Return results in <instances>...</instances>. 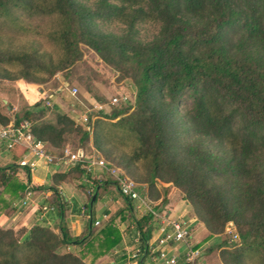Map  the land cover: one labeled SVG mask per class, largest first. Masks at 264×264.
Here are the masks:
<instances>
[{
	"label": "trees",
	"instance_id": "16d2710c",
	"mask_svg": "<svg viewBox=\"0 0 264 264\" xmlns=\"http://www.w3.org/2000/svg\"><path fill=\"white\" fill-rule=\"evenodd\" d=\"M34 16L57 21L50 37L59 60L34 47H0V78L40 82L77 60L83 44L131 81L134 100L109 114L87 113L83 125L56 106L53 119H44L46 108L34 103L35 112L27 108L13 120L0 112V125L27 120L32 136L55 158L72 133L78 134L74 151L86 153L88 131L99 149L101 132L117 131L132 147L120 159L123 169L147 185L151 202L159 198L155 181L173 185L209 236L222 233L227 222L234 226L233 247L225 241L215 246H224L222 264H264V0H0V20L8 26L21 31L19 19ZM147 22L157 29L141 39L137 26ZM112 24L123 27L108 30ZM9 151L17 159L24 149ZM138 163L142 175L131 168ZM19 170L24 169L15 162L0 166V194L9 195L8 203L0 196V209L24 194V184L12 180ZM71 172L89 176L76 164L53 173L54 184ZM54 184L45 187L51 191L48 207L59 216L57 230L34 223L18 235L0 227V264H94L119 246L114 219L96 228L93 213L83 232L72 235ZM103 184L114 186L110 179L97 180L87 207ZM123 209L130 215L128 206ZM151 219L131 217L141 248L157 228Z\"/></svg>",
	"mask_w": 264,
	"mask_h": 264
},
{
	"label": "rangeland",
	"instance_id": "374dc122",
	"mask_svg": "<svg viewBox=\"0 0 264 264\" xmlns=\"http://www.w3.org/2000/svg\"><path fill=\"white\" fill-rule=\"evenodd\" d=\"M19 25L23 27V30L20 31L13 25L8 26L0 20L1 48L11 52H20L28 50L30 47H34L41 53L49 54L55 63L59 60V49L50 37V35H52L57 29V21L52 16L22 17L19 19ZM122 27L123 26L120 24H112L107 27V29L117 31L122 29ZM156 29L157 25L155 23H142L137 26V33L141 39H148L155 33ZM78 47L80 50V56L77 60L66 68L54 72L51 76H46L45 79L40 82H30L22 78H0V112L13 120L15 116L21 115L23 110L27 108L35 112L38 107L44 106L46 109L43 118L52 120V110L56 106L59 113L67 114L77 121V116L87 109L90 110L89 113L91 114H96V112L109 114L113 108L125 107L127 105L132 106L134 100V87L131 81L122 76V72L104 63L94 51L85 45L79 44ZM72 87L76 88V92L73 95L70 94ZM113 97L117 98L115 103H111ZM45 99L49 101V106H45ZM34 103H39V106L34 108ZM95 103L102 104V109L96 111L93 108ZM100 120H104V118L102 117ZM88 134L89 138L83 146L87 155L103 158V160L111 163L113 167L117 168L126 177L132 179L126 170L123 169L122 163L120 162L122 155L129 154L131 151L132 147L130 141L127 140L126 137H122L123 135L117 131L108 129L107 131H102L101 136L98 138L97 144L100 147L99 149L96 144L93 143L91 131H88ZM66 145L68 149L74 151L78 145V134L72 133L68 136ZM12 154V151L5 150L0 144V166L11 164L12 162L16 163L19 160L20 157L14 159ZM131 168L138 175L144 174V167L139 163ZM23 172L24 170H19L12 180L22 182L26 178L25 172ZM88 175L89 176H86L85 174L78 176L76 172L66 173L64 180L56 184L62 186L70 185L75 189L81 190V187L84 188L82 183L87 181L89 187H85L86 191H84V195L85 200H88L89 196L92 194L90 188L93 189L97 180L109 179L107 176L96 170L93 172L90 171ZM45 182V184H54L53 177L46 176ZM134 182L136 183L135 180ZM154 186L159 196V198L153 203V205L156 206H154L156 216H158V213L161 214L159 209V207H161V200H166V202L171 200V203L173 204L182 197V193L173 185L162 183L160 181H155ZM100 187L101 188L98 190V199L103 197V200H109V205H107L109 206V214L106 217H100V214L93 209V216L100 217L99 224L96 225V228L100 227L104 222L114 219L112 224L115 225L117 229L120 228L118 230L122 233L124 240L123 245L129 246L131 243V236L135 233L131 217L136 218L141 213L139 212L135 216L130 213V216L128 213L121 212V210H124L123 207L119 205L122 197L119 196L114 186L112 184H103ZM138 187L142 194H147L149 196L147 185L138 183ZM95 189L97 190L98 187ZM0 190L2 189L0 188ZM42 190L43 189L40 188L36 191L42 192ZM63 192L67 197L70 196V193L66 191L65 187ZM74 193L78 195L79 192L74 191ZM0 196L4 197L5 201L8 203V193H2ZM21 197L22 196L14 199L11 203L7 204L6 207L1 208L0 214L8 215L9 212L13 213L18 210L22 212L25 211L28 206L20 205ZM185 204H183V207L185 208L187 206L188 210L186 220L190 222L192 244L197 246L200 251V255L194 261V264H222L219 251L224 246L220 248L215 246L222 241H225L227 244L231 245L227 248H231L236 242L230 240L226 234L225 227L228 226V224H225L222 233L209 236V233L204 228L203 224L197 219H192V217H194L192 211L186 202ZM120 216L122 217L120 218ZM155 220V217H152L150 223L152 225L157 223ZM10 225L11 224L0 223V227L4 228L9 227ZM29 225L30 224L25 227L10 228L16 231L19 235L22 228L27 229ZM232 227L234 229L233 232H235L233 225ZM133 237L134 236H132V238ZM234 240H237V238ZM129 249L130 247H128V249L125 250V253L123 255L121 254L120 257L123 258L127 256V251ZM62 250L70 251L71 248L65 247ZM110 258L112 257L110 256ZM109 259L101 258L95 260L94 264H107ZM84 261L86 263L89 262L88 255L85 256ZM124 263L127 264V261ZM141 264H147V262L144 261L141 262Z\"/></svg>",
	"mask_w": 264,
	"mask_h": 264
},
{
	"label": "built area",
	"instance_id": "2783aa9c",
	"mask_svg": "<svg viewBox=\"0 0 264 264\" xmlns=\"http://www.w3.org/2000/svg\"><path fill=\"white\" fill-rule=\"evenodd\" d=\"M75 92L76 88L72 87L70 94L73 95ZM116 101L117 98L115 97L111 99V103ZM44 104L49 106V101L45 99ZM102 107L103 105L100 103L93 105L96 111H99ZM89 111L87 109L77 116V121L80 124L86 123V114ZM85 128L87 129V126ZM0 144L8 151L14 147L24 149L21 157L16 162L18 166L28 172L27 175L25 174V189L20 201L21 206H25L31 198L34 185L31 179L28 178L41 163L47 165L62 162L68 167L78 164V167L86 172H93L96 169L114 183L116 191L122 197L133 201L141 214H150L158 222L155 232L143 248L138 245L137 236L132 238V245L127 251L129 259H132L135 264L139 262L138 260L145 261L147 264H194V261L199 257V249L192 244L190 222L183 217L170 218L159 213L156 216L153 202L147 198L146 194L140 192L138 184L126 177L117 168L109 165L103 158L89 156L80 150L71 151L67 146L62 149L61 155L55 158L46 152L44 142L32 136L30 123L25 119L17 123L10 121L6 125H0ZM56 191L59 202H67L62 196V189L57 187ZM49 209H52V207ZM93 224L98 225L99 221L94 220ZM227 224V228L225 227L226 234L230 240L235 241L237 235L233 232L232 223L227 222ZM138 264H141V262Z\"/></svg>",
	"mask_w": 264,
	"mask_h": 264
},
{
	"label": "crops",
	"instance_id": "0c3cea01",
	"mask_svg": "<svg viewBox=\"0 0 264 264\" xmlns=\"http://www.w3.org/2000/svg\"><path fill=\"white\" fill-rule=\"evenodd\" d=\"M46 144V143H45ZM50 148L46 144V148ZM67 165H65L62 162H56L51 163L47 165H41L35 169V171L31 174L30 178L33 182V192L31 195L30 200L27 202L25 211H15L13 213H10L8 215L0 214V223L1 224H11L9 227L17 228V227H25L28 224L32 225L34 223H41L44 225H47L51 230L56 231L57 225L59 222V216L55 212V209L52 206L48 207V199L50 198L51 191L48 190V188L45 187V178L46 176L52 177L53 173L56 172H64L67 169ZM96 170V169H94ZM97 171V170H96ZM24 173V172H23ZM27 175V174H26ZM28 177V176H27ZM25 180V179H24ZM24 180L22 183L24 184ZM84 181V179H83ZM45 182V183H44ZM43 187L41 189L42 192H37L36 190L40 189L37 187ZM56 187H60L62 189V196L64 199L67 200V202L62 203L63 209H62V218L67 223L68 230L72 235H79L84 230V224L90 214L92 213L93 209H95L98 214H100V217H106L108 216V207L109 200H103L102 198L98 199V195L96 198L95 203L91 207L86 206L87 200H85L84 191H86L85 187H89V184H87V181H84L82 183V186L80 189H75L74 187L70 185H60V184H54ZM64 187L66 191L70 193V196L67 197L64 192ZM83 189V190H82ZM90 190H96L95 188ZM74 191H78V195L74 193ZM37 192V193H36ZM21 201V199H20ZM183 204H185V201L182 198H179L175 203H171V200L167 201L161 208V214L164 217H170V218H177V217H183L184 219L187 218L186 214L188 213L187 206L184 208ZM90 205V203H89ZM121 207H129L130 213L132 215H136L140 211L135 207L134 203H131L130 206L127 203H124L123 198H121V202L119 204ZM186 205V204H185ZM52 207V209H49ZM94 212V211H93ZM141 213V212H140ZM140 214L139 216H141ZM138 216V217H139ZM100 217L94 216V220H100ZM189 219V218H188ZM194 220V219H193ZM158 224V222H157ZM29 225V226H30ZM28 226V227H29ZM120 229V228H118ZM121 241L118 247H115L114 249H111L110 252L99 259H109L107 264H125L124 262L127 261V264L133 263L134 261L132 259H129L127 256L121 258V254L123 255L125 253V250L128 249L132 245V236H131V243L129 246L123 245V236L122 233L119 231ZM132 234V233H131ZM113 250V251H112ZM127 257V258H126ZM98 260V259H97ZM130 262V263H128ZM135 264V263H133ZM137 264V263H136Z\"/></svg>",
	"mask_w": 264,
	"mask_h": 264
},
{
	"label": "water",
	"instance_id": "95a60500",
	"mask_svg": "<svg viewBox=\"0 0 264 264\" xmlns=\"http://www.w3.org/2000/svg\"><path fill=\"white\" fill-rule=\"evenodd\" d=\"M93 197H94V195H93ZM93 197H92V198H93Z\"/></svg>",
	"mask_w": 264,
	"mask_h": 264
}]
</instances>
